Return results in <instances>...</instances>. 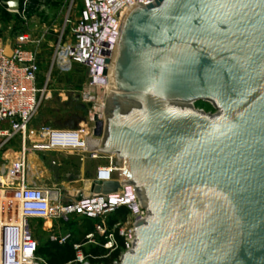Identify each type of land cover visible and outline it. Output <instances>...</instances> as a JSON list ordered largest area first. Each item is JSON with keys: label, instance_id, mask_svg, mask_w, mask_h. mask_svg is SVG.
<instances>
[{"label": "water", "instance_id": "obj_1", "mask_svg": "<svg viewBox=\"0 0 264 264\" xmlns=\"http://www.w3.org/2000/svg\"><path fill=\"white\" fill-rule=\"evenodd\" d=\"M22 2L3 5L18 13ZM118 44L88 151L128 162L123 186L147 212L121 264H264V0L140 4Z\"/></svg>", "mask_w": 264, "mask_h": 264}, {"label": "built area", "instance_id": "obj_2", "mask_svg": "<svg viewBox=\"0 0 264 264\" xmlns=\"http://www.w3.org/2000/svg\"><path fill=\"white\" fill-rule=\"evenodd\" d=\"M156 0H83L77 17L65 19L59 36L51 48L48 67L42 69L39 57L47 48L46 35L27 32L15 38L13 56L5 55L0 44V197L8 200L4 214L9 220L0 238V264H41L36 258L37 243L30 227L32 220H65L71 217L101 220L126 208L132 216L131 229L118 225L125 239V249L113 264H121L135 243V225L147 217L131 182L129 165L117 156H104L88 151L97 120H105V104L109 94V79L105 75L106 60L115 51L123 20L130 9L140 4L152 5ZM3 5L0 0V6ZM25 12L21 7L18 13ZM2 25L0 23V30ZM78 68L85 72L87 82L80 89L82 102L91 105L90 127L86 132L32 126L51 93L57 74L69 75ZM64 93L69 90H64ZM99 103V104H98ZM77 154L84 161L106 160L97 169L95 179L101 183L119 181V193L109 196L92 195L81 202L62 205L60 193L36 185L31 157L36 154ZM92 181V182H93ZM59 193L54 196V193ZM6 206V205H5ZM13 213L15 221H12ZM88 235L87 240H92ZM68 239H63V244ZM81 245L76 246L80 250ZM106 250L118 249L114 233L110 232ZM69 264H92L82 252Z\"/></svg>", "mask_w": 264, "mask_h": 264}, {"label": "rangeland", "instance_id": "obj_3", "mask_svg": "<svg viewBox=\"0 0 264 264\" xmlns=\"http://www.w3.org/2000/svg\"><path fill=\"white\" fill-rule=\"evenodd\" d=\"M6 1L8 0H2L3 3ZM82 5L83 0H23L24 13H12L2 5L0 6V23L2 25L0 44L5 49L10 45L12 49L15 38L19 35L27 32L38 36L47 34L45 41L48 47L43 48L41 53L43 57L42 69L45 72L50 53L53 52L51 46L55 44L65 19L71 14L76 18ZM86 82L85 72L78 68L69 75L57 74L53 80L51 93L32 126L36 129L51 127L59 130L82 132L89 130V112L92 106L83 103L80 94V89L84 87ZM64 90H69V92L64 93ZM194 107L207 114H216V110L210 103L196 102ZM31 163L38 174L35 181L39 183V186L58 191L62 205H68L74 203L79 194H83L84 198L93 195L90 191L91 186L87 187L86 182L92 184L96 169L106 165V160L91 161L85 159L83 161L77 154L51 153L36 154ZM54 164L59 167L58 179L54 173ZM110 222L111 216L101 220L79 217H71L68 221L32 220L30 227L37 243L36 258L38 262L46 264L47 257L44 254L55 245L70 246L77 255L81 252L83 254L90 252L92 248L97 247L106 239L110 233ZM131 222L132 216L129 215L123 224L126 231H130L132 228ZM87 234L93 235V239L87 240ZM66 238L68 240L60 244ZM83 242L86 243L82 244ZM77 245H81L82 248L76 250ZM41 251L44 254H39Z\"/></svg>", "mask_w": 264, "mask_h": 264}, {"label": "trees", "instance_id": "obj_4", "mask_svg": "<svg viewBox=\"0 0 264 264\" xmlns=\"http://www.w3.org/2000/svg\"><path fill=\"white\" fill-rule=\"evenodd\" d=\"M129 215L130 212L126 208H121L115 213L109 215V217L111 216L110 232L114 233L118 249L114 252L106 250L104 248L106 243L105 239L97 247L92 248L90 252L84 253V255L89 258V261L92 264H113L120 257L121 253L125 249V239L120 236L119 229L116 227L118 225L125 224ZM84 243L86 242H83L82 244ZM39 254L42 255L44 252L41 251ZM44 255L47 257L46 264H69L77 257V253L73 248L70 246L59 245H55L49 251H46V254Z\"/></svg>", "mask_w": 264, "mask_h": 264}, {"label": "bare ground", "instance_id": "obj_5", "mask_svg": "<svg viewBox=\"0 0 264 264\" xmlns=\"http://www.w3.org/2000/svg\"><path fill=\"white\" fill-rule=\"evenodd\" d=\"M119 45V44H118ZM118 45L115 49V51L113 52V55L112 57L114 58L116 56V53H117V49H118ZM110 79V78H109ZM110 85H111V80H109V92H110ZM109 95V94H108ZM86 186L87 187H90L91 185L86 182ZM54 196H58V194L55 192L54 193ZM6 205V206H5ZM8 206V200L5 198V196H1L0 197V238L2 237V234L4 232V229H3V226L6 222L10 221L8 216H6L4 214V210H6V207ZM15 216L14 213H13V216H12V221H15Z\"/></svg>", "mask_w": 264, "mask_h": 264}, {"label": "crops", "instance_id": "obj_6", "mask_svg": "<svg viewBox=\"0 0 264 264\" xmlns=\"http://www.w3.org/2000/svg\"><path fill=\"white\" fill-rule=\"evenodd\" d=\"M39 61H40V63L42 64V62H43V57H42V55L39 57ZM33 158L35 157V156H32ZM31 157V159L33 160V158ZM32 160H31V162H32ZM34 168V167H33ZM34 171H36L35 169H34ZM36 173V172H35ZM96 173H97V169H96V172H95V174L93 175V178L95 179V176H96ZM37 174V173H36ZM35 181V180H34ZM35 183H36V185H39V183L37 182V181H35ZM89 183V182H88ZM90 184V183H89Z\"/></svg>", "mask_w": 264, "mask_h": 264}]
</instances>
